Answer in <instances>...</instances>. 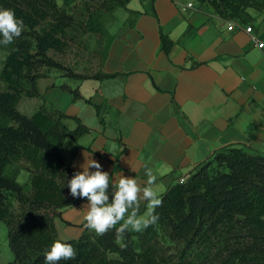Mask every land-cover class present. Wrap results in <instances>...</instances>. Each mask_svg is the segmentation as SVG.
<instances>
[{
  "label": "crops",
  "instance_id": "0c3cea01",
  "mask_svg": "<svg viewBox=\"0 0 264 264\" xmlns=\"http://www.w3.org/2000/svg\"><path fill=\"white\" fill-rule=\"evenodd\" d=\"M189 3L193 8L182 11ZM245 12L243 21H228L196 0H130L102 18L110 37L102 73L114 76L81 82L40 78V96L29 98V114L45 104L89 129L76 143L64 141L62 155L75 173L83 171L84 154L91 155L113 181L122 174L144 186L147 166L161 196L220 149L264 156V49L245 32L251 27L264 42V6ZM161 34L173 43L168 54ZM62 85L77 89L80 98ZM64 124L69 131L77 127L73 119ZM87 203L85 198L57 211L59 240L83 235ZM145 211L142 203L140 214ZM130 232L138 253V233Z\"/></svg>",
  "mask_w": 264,
  "mask_h": 264
},
{
  "label": "trees",
  "instance_id": "16d2710c",
  "mask_svg": "<svg viewBox=\"0 0 264 264\" xmlns=\"http://www.w3.org/2000/svg\"><path fill=\"white\" fill-rule=\"evenodd\" d=\"M109 1L116 5L103 2L100 8L105 14L125 8L130 0ZM196 1L209 4L228 21H243L246 9L264 6L256 0ZM0 8L13 9L25 25L22 35L6 46L8 54L0 75L5 84L0 92V221L7 228L13 255L8 264H44L45 252L59 240L57 211L85 199L73 197L67 186L75 171L62 155L64 141L68 137L76 143L89 129L56 110L40 106L28 117L17 106L22 95L40 96L36 82L45 78L40 74L42 66L64 69L47 52L63 50V37L74 27L75 19L56 0H0ZM95 18L98 20V12ZM99 31L110 41L104 26L99 25ZM172 45L161 34V49L166 54ZM66 75L76 82L114 76L102 72L91 78ZM60 88L80 98L77 89ZM67 119L76 121L74 130L65 126ZM12 162L25 164L28 192L17 182L16 174H6ZM11 198L17 203L16 210ZM162 201L156 209L157 224L136 235L138 253L130 231L118 240L114 229L98 236L86 228L78 240L66 241L76 249V258L59 264H264V156L238 148L220 149L186 180L172 185ZM162 233L170 243L166 248L161 246Z\"/></svg>",
  "mask_w": 264,
  "mask_h": 264
},
{
  "label": "clouds",
  "instance_id": "9594fccd",
  "mask_svg": "<svg viewBox=\"0 0 264 264\" xmlns=\"http://www.w3.org/2000/svg\"><path fill=\"white\" fill-rule=\"evenodd\" d=\"M24 20L16 16L13 9L0 8V45L8 46L22 35ZM91 155H85L83 169L68 180L67 186L73 197L86 198L88 203L84 215L85 228L102 236L115 230L116 238L122 239L128 231L143 232L159 220L156 209L162 205V196L154 189L157 177L145 166L147 180L144 186L135 178L120 174L113 181L108 172ZM90 168L96 169L89 171ZM111 189V192H110ZM142 203L146 211L140 214ZM76 249L62 240H56L44 254V264H59L76 258Z\"/></svg>",
  "mask_w": 264,
  "mask_h": 264
},
{
  "label": "rangeland",
  "instance_id": "374dc122",
  "mask_svg": "<svg viewBox=\"0 0 264 264\" xmlns=\"http://www.w3.org/2000/svg\"><path fill=\"white\" fill-rule=\"evenodd\" d=\"M56 2L59 7H62L65 11L74 16L75 25L70 30H67L63 37V42L65 44L63 50H50L47 52V57L51 61L62 66L64 69L59 70L42 66L41 69H39L40 74L45 77L52 76L56 79L62 78L69 81L75 80L67 77L66 73L90 78L100 74L102 72L105 51L109 44V38L99 31V25L103 27L102 18L105 15L100 6L103 2H107V5H116V1L56 0ZM95 12H98V20L95 18ZM7 54L6 47L0 49V75ZM4 90L5 84L0 78V92ZM32 102L33 101H29L28 97L22 95L17 109L21 113L30 116L31 114L29 113L34 110L33 104H31ZM40 106L45 107V104H41ZM24 168V163L12 162L7 167L6 174H16L19 178H24L22 180L16 178V180L22 185L23 190L28 192L29 180ZM11 201L13 210H16L17 203L12 198ZM161 235V246L166 248L170 243L163 233ZM12 259L13 255L7 241V228L4 223L0 221V264H8Z\"/></svg>",
  "mask_w": 264,
  "mask_h": 264
},
{
  "label": "built area",
  "instance_id": "2783aa9c",
  "mask_svg": "<svg viewBox=\"0 0 264 264\" xmlns=\"http://www.w3.org/2000/svg\"><path fill=\"white\" fill-rule=\"evenodd\" d=\"M193 4L189 3L186 6L181 8L182 11H186L187 9H192ZM227 29L232 31L234 29V24L232 22H228ZM245 32L251 36V40L257 43V48L264 49V42H258V39L253 35V31L251 27H246Z\"/></svg>",
  "mask_w": 264,
  "mask_h": 264
}]
</instances>
